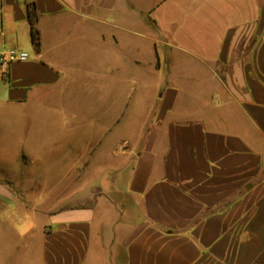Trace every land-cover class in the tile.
<instances>
[{
  "label": "crops",
  "instance_id": "0c3cea01",
  "mask_svg": "<svg viewBox=\"0 0 264 264\" xmlns=\"http://www.w3.org/2000/svg\"><path fill=\"white\" fill-rule=\"evenodd\" d=\"M188 1L199 54L174 42L191 58L175 73L168 55L150 119L125 120L128 93L94 138L54 101L71 76L118 71L126 49L140 50L111 18L140 1L0 0V52L28 54L0 68V188L38 196L41 264H264V0ZM47 164L44 181L35 171Z\"/></svg>",
  "mask_w": 264,
  "mask_h": 264
},
{
  "label": "rangeland",
  "instance_id": "374dc122",
  "mask_svg": "<svg viewBox=\"0 0 264 264\" xmlns=\"http://www.w3.org/2000/svg\"><path fill=\"white\" fill-rule=\"evenodd\" d=\"M139 1L135 9H127L120 15L112 13L111 18L112 21L119 19L127 28L116 31L126 44L140 42V50L127 52L126 49L120 55L118 71L107 70L106 75L93 72L86 77L71 76L69 84L54 101L58 113L66 122L70 121L69 126L72 121L92 125L94 138L103 126L117 117L128 93L123 114L125 120L150 119L151 110L158 107L157 91L152 90L164 82L169 67L166 63L168 55L174 52L175 73L180 72L183 59L191 58L170 46L175 42L199 54V46L204 41L200 35L199 3L188 0ZM150 41L157 47V53L153 54L156 61L152 65ZM93 63H97L96 60ZM135 82L139 85L134 86ZM134 87H139L138 93L131 94ZM128 133L125 125L117 132L119 135ZM35 172L44 181L51 173L48 164ZM13 178L17 184L22 183V189L33 188L31 179L18 171L13 173ZM1 187L6 191L0 188V264H41L39 255L43 238L40 231L46 220L33 214L34 210L39 213L33 201L38 196L33 191L23 196L20 189L11 184Z\"/></svg>",
  "mask_w": 264,
  "mask_h": 264
},
{
  "label": "built area",
  "instance_id": "2783aa9c",
  "mask_svg": "<svg viewBox=\"0 0 264 264\" xmlns=\"http://www.w3.org/2000/svg\"><path fill=\"white\" fill-rule=\"evenodd\" d=\"M28 60V54L17 49H6L0 52V68L2 69V74L6 76V70L8 66L15 62H26Z\"/></svg>",
  "mask_w": 264,
  "mask_h": 264
},
{
  "label": "trees",
  "instance_id": "16d2710c",
  "mask_svg": "<svg viewBox=\"0 0 264 264\" xmlns=\"http://www.w3.org/2000/svg\"><path fill=\"white\" fill-rule=\"evenodd\" d=\"M26 12L28 17V24L30 28V38L33 48L38 51L40 46V36L38 30L35 28V22L37 21V14L32 3L26 6Z\"/></svg>",
  "mask_w": 264,
  "mask_h": 264
}]
</instances>
